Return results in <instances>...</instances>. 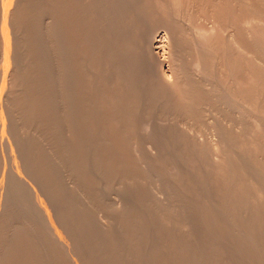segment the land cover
I'll list each match as a JSON object with an SVG mask.
<instances>
[{"label": "bare ground", "instance_id": "6f19581e", "mask_svg": "<svg viewBox=\"0 0 264 264\" xmlns=\"http://www.w3.org/2000/svg\"><path fill=\"white\" fill-rule=\"evenodd\" d=\"M13 1L9 15L0 6L11 72L0 99V264H241L251 249L263 260L264 0H86V19L80 0L57 6L67 18L51 0L59 16H44L47 0ZM126 151L144 172L176 166L144 173L141 188L123 171L121 204L106 201L100 221L86 170L105 187Z\"/></svg>", "mask_w": 264, "mask_h": 264}, {"label": "rangeland", "instance_id": "374dc122", "mask_svg": "<svg viewBox=\"0 0 264 264\" xmlns=\"http://www.w3.org/2000/svg\"><path fill=\"white\" fill-rule=\"evenodd\" d=\"M2 1H4V3H3ZM43 1H45V0H42V1L40 2V4L43 3ZM47 1H48V0H47ZM61 1H62V4H63V5H59V3H56V2H58V0H56L55 2H53V1L51 0V2L54 3V5H56V6H54V8H55V9L57 8V10L59 9L58 11H60V12H61V13L67 18V15H65L64 12L66 11V14H67V12L69 11V10H68L69 8H70V10H71V8L73 9L74 7L71 6V5H74V4L77 2V0H74V1L70 0V2H69L68 0H66V1H68V2H66L65 0H61ZM61 1H59V2H61ZM63 1H64V3H63ZM75 1H76V2H75ZM81 1H82V2H81ZM91 1H93V0H91ZM108 1H109V0H108ZM110 1L112 2L113 0H110ZM110 1H109V4L111 3ZM5 2H6L7 4H6ZM9 2H10L12 5H11ZM13 2H14L13 0H7V1H5V0H1V1H0V6H2V9H3V5L5 4V5H4V7H5L4 10H5V13H6L7 15L10 14V11L13 10V7L15 6V5H13ZM71 2H72V3H71ZM47 3H49V5H48L49 7H48L47 5H45V2L43 3V6H45V7L47 6V7L49 8V9L47 8V9H48V10H46V11H47V14L45 13L46 15H44V16H48V15H50V14H49L50 12L52 13L51 15H54V13H55V14H57V15L59 16L57 10H54V9H53L54 12L51 11V9L53 8V7H52V8L50 7V6H51V3H50L49 1L46 2V4H47ZM55 3H56V4H55ZM69 3H70L71 5H70ZM129 3H132V2H131V1H128L127 4H129ZM14 4H15V3H14ZM60 4H61V3H60ZM64 4H67L69 8L67 7V5H64ZM79 4H80L79 7H82L83 4H85V5L83 6V8H81V10L84 11V13L81 12V15H82V16H85V19H86V15H85V14H86V0H80V1H79ZM41 5H42V4H41ZM75 5H76V4H75ZM75 5H74V6H75ZM8 6H9V7H8ZM10 6H11V7H10ZM43 6H42V7H43ZM57 6H58V7L62 6L63 8L66 6V8H68V9H63L62 7H61V9H60V8H58ZM0 8H1V7H0ZM107 9H108L107 7H106V8H102V9H101L102 12L100 11L101 13H100V15H98V14H99V11H98V14H97L98 16L96 15V17H100V16L102 15L103 12H106V11H107ZM44 10H45V9H43V11H44ZM49 10H50V12H48ZM62 10H63V12H62ZM67 10H68V11H67ZM110 10H111V9H110ZM0 11H1V10H0ZM46 11H45V12H46ZM55 11H56L57 13H56ZM2 12H3V11H1V13H2ZM69 12H70V11H69ZM109 12H111V11H109ZM1 13H0V14H1ZM62 14L60 15L61 17H62ZM48 17H49V16H48ZM48 17H47V19H48V20H49V19L51 20V18H48ZM50 17H51V16H50ZM52 17H53V16H52ZM54 17H55V15H54ZM54 17H53V18H54ZM65 17H62L61 19H62V20H65V19H66ZM64 18H65V19H64ZM45 19H46V18H45ZM61 19H60V20H61ZM52 20H54V19H52ZM58 20H59V19H58ZM75 20H76V19H75ZM188 20H189V19H188ZM92 21H93V20H91V22H92ZM186 21H187V20H186ZM190 21H191V19H190ZM190 21H189V22H190ZM65 22H66V21H65ZM79 22H80V21H79ZM189 22H188V21L186 22L187 25L189 24ZM190 23L193 24L194 21H191ZM84 24H86V22H85ZM158 24H160L159 21H158V23L155 22V24H153L152 26H150L151 29H153V31H154V29H155V30L158 29L157 33L155 32V36H157V35L160 33V30L162 29V26H161V25H158ZM191 24H190V25H191ZM84 26H86V25H83V26H81V27H80V25H79L80 29H81L82 27H84ZM156 26H157V27H156ZM153 27H154V28H153ZM160 27H161V28H160ZM85 29H86V28H85ZM85 29H84V30H85ZM149 29H150V28H149ZM84 30L81 31V34L79 33V38L83 35V36L81 37V39L84 38V36H86V35H85V34H86V31L84 32ZM73 31L75 32V30H73ZM73 31H72V32H73ZM82 32H83V34H82ZM0 34H3V33L0 32ZM10 35L12 36V34L9 32L8 37L6 36L7 38H9L8 40H7V38H6L7 42H12V41H13V40H11V38L13 39V36L11 37ZM9 36H10V37H9ZM153 36H154V34H153ZM85 39H86V38H85ZM10 40H11V41H10ZM85 41H86V40H85ZM0 51H1V50H0ZM1 52L4 54L3 51H1ZM2 53L0 54V56H1V58H2V59L0 58V68L3 67V68H2V71H1V74H0V87H1V85L4 83V88H3L2 91H0V92H1V93H0V99H1V100H4V98H5V95H4V94L6 93L5 88L8 87V86H6V84L9 85V84L11 83V82H10V81H11V80H10V79H11V78H10V77H11V75H10L11 72H10V70H9V68H10L9 64H8V68L5 70V68H6L5 63H7V61H5L4 58L2 57V56H4ZM158 53H159V54H158L159 59L163 61V67H164V69H166V67H167V61H166V58H165L164 55H163L162 50H159ZM7 55H10V54H7ZM1 61H2V62H1ZM165 64H166V65H165ZM1 76H2V77H1ZM8 76H9V77H8ZM9 80H10V81H9ZM79 86H80V85H79ZM83 88H84V89H82V90H83V91H84V90L86 91V85H83ZM2 92H3V93H2ZM83 93L85 94L84 97H85V103H86V92H83ZM1 96H2V98H1ZM3 97H4V98H3ZM83 100H84V98H83ZM83 100H82V101H83ZM80 101H81V100H80ZM82 101H81V103H82ZM83 102H84V101H83ZM81 105H82V104H81ZM83 106H84V107H83L84 109L81 108L82 111H81V109H79V111L83 114V117L85 118V117H86V111H85V110H86V109H85V108H86V107H85L86 104H83ZM80 112L76 111V112L74 113L75 115L73 114V119L78 120V121L82 122V124H83L82 129H84L85 132H84V130H83L82 132H83L84 136L81 135L82 133H81V134L79 133V132L81 131V130H80V131L78 132V133L81 135L79 138H82V139L76 138V139H79V140L83 141V140H85V138H86V120H84L82 116L77 115V113H78V114H81ZM162 112H163V113H167V112H165V111H162ZM84 113H85V114H84ZM82 114H81V115H82ZM76 115H77V116H76ZM84 115H85V116H84ZM74 116H75V118H74ZM76 117H78V119H77ZM80 117H81V118H80ZM85 119H86V118H85ZM54 122H55V121H52V122L50 123V126H49V124H48V126H49L50 129H51V127H54V125H55ZM53 124H54V125H53ZM57 124H58V123H57ZM57 126L59 127V126H61V125L58 124ZM39 128H40V127H39ZM42 128H43V127H42ZM40 129H41V128H40ZM43 129H44V128H43ZM43 129H42V130H43ZM51 130H52V129H51ZM44 131H45V130H44ZM59 131H60V130H59ZM62 132H63V131H62ZM49 133H50V132H49ZM59 133H60V132H59ZM78 133H77V134H78ZM203 134H204V132H203ZM205 134H206V133H205ZM205 134H204V135H205ZM211 135H212V136H211L212 138H216L213 134H211ZM78 136H79V135H77V137H78ZM205 136H206V135H205ZM205 136L202 135V136H200V137L204 139ZM209 136H210V134H209ZM213 136H214V137H213ZM81 141H79V144H80V148H81V150H80V148H78V150H77V153H78L77 156H79V155H83V156H85V157H86V156L88 157V155L84 153V152H86V151H85L86 149H82L83 147L85 148L86 143L81 142ZM80 142L82 143V145H81ZM83 143H84L85 145H84ZM79 144L77 143V146H78ZM81 146H83V147H81ZM82 150H83V152H82ZM79 151H80V153H81V152H82V153L79 154ZM75 152H76V151H75ZM75 152H74V153H75ZM123 152H124V150H123ZM126 152H127V153H126ZM126 152L123 153V156H124V157H121L120 160L127 161V164H128V165H127L126 163H124L123 161H122V162H123L124 165H123L122 163H119V164L117 163L118 166L115 164V166L117 167V168L115 167V168H116V171H117L116 175L114 176L115 178L113 179V177H111V178H112L111 180H113V181L110 180V182H108L109 184H107V186H105V187L103 186V185L105 184V182H104V184H101V182H100L101 185L99 184V181L97 180V178H98L97 176H98V175H96V174H98V173H97L95 170H94V171L91 170L90 172H89V170H86V173H87V174H85L86 177H85V176H84V177L87 178L86 181H88L89 186H90V184H93V182L96 183L95 185L93 184L92 186L89 187L90 189L93 188L92 190H94V191L91 190V191H92V198H93V196H94V199L97 201V202L95 201V203H96L97 205H99L100 207H104V209H105V210H101V211H100L101 213H100V212L97 213V215H99V216H98L99 218H98L97 215H96L97 219H102V220H100V221H104L105 218H106V215H107L108 210L105 208V205H107V202H108L109 200H110V201L112 200V202H113L114 204H116V203H117V204H118V203L121 204V201H122V200L120 201V199H119V198H121V196H120V194H121V191H120V190H121V187L118 186V181H117V180H118V177H117V176H120L121 173H122V175H123V174H126L125 172H128L127 170H129V171L133 174V176H132V174H130V173L127 174L128 176H130V178L134 177L135 174H138V175H136V176L134 177L135 180L133 181V185H135L136 187L139 185L138 187L141 188V185L145 183V179H146V178L143 177V176H144V173H145V175H146V177H147V179H148V177H149V172H150V171H151V172H156L155 168H156V169H160V168H162V167L169 166V164H166V165H163V166H162V165H157V164H156L155 166L152 167L153 170H152V169H149L148 172H144L145 170H144V171H141L142 168L140 167V165H135V164H137V161H136V160H138V158H137L138 155H137V157H136V155H135L134 153H132L131 151H129V152L126 151ZM130 152H131V154H130ZM114 153H115V154H113V155L115 156L117 153H116V152H114ZM119 154H120V153H119ZM119 154H117L116 157H117V156H118V157H119V156H122V155H121L122 153H121L120 155H119ZM141 154H142V153H141ZM110 155H112V153H110ZM125 155H126V156H125ZM131 155H132V156H131ZM173 155L176 156V153H174ZM134 156H135L136 160H135ZM143 156H144V154H143ZM145 156H146V155H145ZM81 157H82V156H80V158H81ZM126 157H127V158H126ZM146 157H147V156H146ZM119 158H120V157H119ZM122 158H123V159H122ZM130 158H131V159H130ZM132 159H133V160H132ZM86 160H87V158H86ZM130 160H131V161H130ZM128 161H130L131 163H130V162L128 163ZM79 163H80V162H79ZM83 163H84V161L81 160L80 165L83 164ZM86 163H87V161H86ZM134 163H135V164H134ZM138 164H139V163H138ZM170 165H171V166H169V168H170V167L173 168V167L176 166L175 164H170ZM138 166H139V167H138ZM159 166H161V167H159ZM118 167H119V168H118ZM121 167H122V168H121ZM140 168H141V169H140ZM121 169H122V170H121ZM126 169H127V170H126ZM125 170H126V171H125ZM87 171H88V172H87ZM123 171H125V172H123ZM1 172H2V171H1ZM1 172H0V173H1ZM94 172H96V173H94ZM134 172H135V173H134ZM142 172H143V173H142ZM91 173H92V175H91ZM88 174H89V175H88ZM87 175H88V176H87ZM140 175H141V176H140ZM137 176H138V179H137ZM0 177H1V174H0ZM89 177H90V178H89ZM96 177H97V178H96ZM140 177H141V178L143 177L142 179L144 180V183H140V182H143V180H141ZM153 177H155V176H153ZM92 178H93V179H92ZM116 178H117V179H116ZM119 178H120V177H119ZM130 178H129V179H130ZM0 179H1V178H0ZM127 179H128V178H127ZM136 179H137V181H136ZM147 179H146V180H147ZM114 180H116V181H114ZM140 180H141V181H140ZM91 181H93V182H91ZM108 181H109V180H108ZM131 181H132V180H131ZM89 182H90V183H89ZM127 182H128L127 184L130 183L129 180H128ZM116 183H117V184H116ZM134 183H136V184H134ZM139 183H140V184H139ZM110 185H113V186H110ZM115 186H116V187H115ZM102 187H104V188H102ZM106 187H107V188H106ZM112 187H113V188H112ZM119 187H120V188H119ZM105 188H106V189H105ZM108 188H109V189H108ZM100 189H101V190H100ZM117 191H119L120 193H119V192L117 193ZM105 192H106V193H105ZM108 192H109V194H108ZM114 192H115V193H114ZM110 193H111V194H110ZM93 194H94V195H93ZM116 194H117V195H116ZM104 195H105V196H104ZM115 195H116V197H115ZM148 195H149V198H148V199H147V198H143V196L140 195L141 198H140L139 200H141L142 198H143L144 200L146 199L145 202H144V200H141V201H140V202H143V205H144L145 203H147L148 205L151 203V202H150V203H148V202L150 201V197H152L153 194H148ZM109 196H110V197H109ZM140 196H139V197H140ZM144 197H145V196H144ZM113 198H114V199H113ZM115 198H116V199H115ZM102 199H103V201H102ZM107 199H108V200H107ZM139 200H138V201H139ZM106 201H107V202H106ZM117 201H119V202H117ZM115 202H116V203H115ZM140 202H139V203H140ZM117 204H116V206H117ZM119 204H118V205H119ZM140 204H141V203H140ZM147 204H145V205H147ZM102 205H103V206H102ZM143 205H142V206H143ZM145 205H144V206H145ZM106 210H107V211H106ZM103 211H104V212H103ZM109 212H110V211H109ZM109 212H108V214H109ZM140 216H141V215H140ZM259 229H260V225H259L258 230H259ZM92 230L94 231V229H92ZM92 230H91V231H92ZM260 230H261V229H260ZM260 230L258 231V233L261 232ZM254 231H255L254 233L256 234V233H257V229H255ZM1 233H2V234H1ZM3 233H4V231L1 230V232H0V234H1L0 236H1V237H3ZM259 235H261V233L258 234L257 237H259ZM94 243H95V242H94ZM94 243H92V245H90L91 247L93 246L92 248H96V247H97L96 244H95L96 246L94 247ZM244 246H245V247H244ZM48 247H49V245H48ZM242 247H244V248H243L244 251L242 250L243 255H244L245 253H246V255H247V254H248L247 252H249L251 248H250L249 250H246V248H247L246 245H241V248H242ZM53 248H54V247H53ZM247 249H248V248H247ZM251 251H252V249H251ZM251 251H250V252H251ZM242 252H241V253H242ZM250 252H249L250 255H248L247 257H246L245 255H244V257H241V256H242V254H241L240 257L243 258V259H239V260L242 262L241 264H246V262H248L247 260L244 261V258H245V259L249 258V259H248L249 262H248L247 264H258L259 262H260L259 264H264V263H263V261H264V257H261V258L263 259V260H261L260 257L256 258V257L258 256V254H256V255L253 257V256H252L253 254H251ZM252 257L255 258V259H252ZM250 259H251V261H252V260H255V261H253V263H252V262L250 263ZM256 259H257V261H256ZM259 259H260L261 261H260ZM58 264H63V262H62V263H58Z\"/></svg>", "mask_w": 264, "mask_h": 264}]
</instances>
